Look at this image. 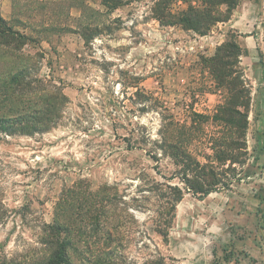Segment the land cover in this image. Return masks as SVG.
I'll use <instances>...</instances> for the list:
<instances>
[{
    "label": "rangeland",
    "instance_id": "374dc122",
    "mask_svg": "<svg viewBox=\"0 0 264 264\" xmlns=\"http://www.w3.org/2000/svg\"><path fill=\"white\" fill-rule=\"evenodd\" d=\"M130 2L13 0V19L0 24L10 28L0 34V118L19 128L0 133V264H174L162 234L187 170L165 134L172 126L196 128L183 148L219 180L235 169L241 180L230 186L254 184V158L264 156V0L235 17L243 31L256 26L249 75L231 30L221 54L239 49L221 67L187 49L199 34L182 19H232L225 5ZM8 4L0 0V18ZM118 5L128 7L110 11ZM224 109L247 116L240 164L228 160L237 118ZM257 199L264 213V194ZM216 259L230 264V246Z\"/></svg>",
    "mask_w": 264,
    "mask_h": 264
},
{
    "label": "crops",
    "instance_id": "0c3cea01",
    "mask_svg": "<svg viewBox=\"0 0 264 264\" xmlns=\"http://www.w3.org/2000/svg\"><path fill=\"white\" fill-rule=\"evenodd\" d=\"M12 1L9 0L7 14L4 18L1 16L6 22L13 19ZM129 1V5H136V0ZM160 1L146 0L153 7ZM180 4L178 1L174 6ZM249 5L251 0H242L233 9L232 19L229 17L217 23L209 33L198 35L194 40L197 51L210 59L226 42L231 30L238 36L237 45L241 49L239 64L247 75L251 73L250 64L255 58L256 26L255 23L245 24L246 31H243L235 22V17L247 16ZM101 6L106 7L102 3ZM127 7L118 5L110 11L123 13ZM146 7L151 10L150 6ZM74 8L72 11L76 10ZM71 36L80 37L82 45L85 44L79 33ZM74 47L71 49L75 52ZM255 157L254 160L261 166L259 173L252 175L256 178L253 185L229 184L227 188H219L201 199L184 193L174 206L171 225L167 230L164 248L168 258L176 264H212L221 250L230 246L233 257L230 264H264V213L260 211L257 199V195L264 194V156L259 154Z\"/></svg>",
    "mask_w": 264,
    "mask_h": 264
},
{
    "label": "trees",
    "instance_id": "16d2710c",
    "mask_svg": "<svg viewBox=\"0 0 264 264\" xmlns=\"http://www.w3.org/2000/svg\"><path fill=\"white\" fill-rule=\"evenodd\" d=\"M170 1H172V0H162L159 3L168 4ZM173 1H177V0H173ZM178 1H180V0H178ZM230 2H231V0H230ZM216 3H217V5H219V4L225 5L227 8L228 14H230V9L233 10V8H231L230 4L228 3V0H227V2L221 1V0H216ZM158 4H156V7ZM218 17H219L218 15L210 16V13L208 14L206 12H203L201 15L195 14V12H192L190 16L184 17L182 19V22L184 23L185 26H188V30H193L199 35H205L209 31L208 27L210 26V23L213 22L212 24H215V23L217 24V23L223 22ZM227 19H229V17ZM4 23H5V21L2 18H0V24H4ZM9 30H10V28H7V30L3 33H6V32L9 33ZM3 33L0 32V34H3ZM15 34L17 35V32H15ZM225 46H227V44L224 43L222 46H220L217 49L216 55L213 58L209 59L210 62H213L218 67L225 65L224 59L226 57H228L229 55L231 56L233 54V49H236V50L239 49L236 44L230 43V45H228V48L230 50H225L223 52V54H226V56H225V55L221 54V50ZM261 59H262V56L260 55V64H262ZM212 72L215 76H217V74H219V72L218 73L217 72L215 73V71H212ZM243 107H245V106H243ZM245 109H246V107H245ZM224 112H225L226 116L229 118H232V116L237 118L234 120V123H235L234 129L235 130H234V132H232L235 138L230 140V146H232L233 149L235 151H237V153L234 154L233 156H230L231 158L228 160L230 162H232V164H240L241 162H239L238 157L241 156L242 153H246V152H244L245 151V148H244L245 145H244V143L242 144V142H240V140L243 139L245 136L244 132H245V129L247 127V116H246L245 112H241L237 109H232V110L229 109L226 111L224 109ZM197 117H202V116H197ZM18 129L19 128H16L15 126H13V123H9L6 120L0 118V133L12 135V134H15L18 131ZM169 129H170V131L165 132V134L170 132L169 136H171L173 139V143L170 144L171 145L170 148H173L175 151H178L179 155L184 157V161L182 162V165H183V167H185L187 172H185L182 175L181 180L185 185V190L187 193H191L193 197L201 199L204 196L208 195L210 192L219 189V186L222 188H227L230 183H233L236 180H238V181L241 180L240 177L238 178V176L240 175L241 172H237L235 169L231 170L232 172H234V174H232V176L229 179H227L226 182L219 180L217 178V176H220V177L222 176L225 179L224 174L221 175V173H217L211 165L208 166L207 164H201L198 160L193 158L188 153L187 149L183 148L184 142L181 140L182 135L186 136L188 139L193 138V136H192L193 131H195L196 128H193L191 126L188 128H182L180 126H175V127L172 126V127H169ZM19 133H24V132H23V130L20 129ZM247 171L248 172L246 175L249 176L250 175L249 169ZM181 198H182V194L175 201V204ZM175 204H174V206H175ZM174 206H173V209H174ZM162 237H163V241L165 244L167 242V231L165 232V234H162ZM108 241L112 243L113 242L112 237L111 238L109 237ZM224 251H225V249H224ZM170 260H171V262L176 264L172 259H170ZM223 260L225 263L229 262V260L227 259V256H225V258H223ZM231 261H233V257L230 254V262ZM151 264H167V263H164L162 259H156V260L152 261ZM213 264H220L219 260L214 258Z\"/></svg>",
    "mask_w": 264,
    "mask_h": 264
},
{
    "label": "built area",
    "instance_id": "2783aa9c",
    "mask_svg": "<svg viewBox=\"0 0 264 264\" xmlns=\"http://www.w3.org/2000/svg\"><path fill=\"white\" fill-rule=\"evenodd\" d=\"M100 41H98V40H95V42H94V44H93V46L94 47H96V43H99ZM99 45V44H98ZM178 49V48H177ZM189 51H197V49H196V43L194 42V44H191L188 48H187Z\"/></svg>",
    "mask_w": 264,
    "mask_h": 264
}]
</instances>
